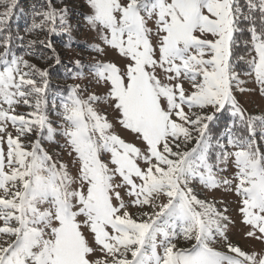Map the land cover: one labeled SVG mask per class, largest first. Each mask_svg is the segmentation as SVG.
<instances>
[{
	"label": "snow or ice",
	"instance_id": "obj_1",
	"mask_svg": "<svg viewBox=\"0 0 264 264\" xmlns=\"http://www.w3.org/2000/svg\"><path fill=\"white\" fill-rule=\"evenodd\" d=\"M83 6L0 0V264H264V0Z\"/></svg>",
	"mask_w": 264,
	"mask_h": 264
},
{
	"label": "rangeland",
	"instance_id": "obj_2",
	"mask_svg": "<svg viewBox=\"0 0 264 264\" xmlns=\"http://www.w3.org/2000/svg\"><path fill=\"white\" fill-rule=\"evenodd\" d=\"M18 3L20 5H19L17 11L14 12L13 17L10 20V27H11L12 35L14 37L15 36L23 37L21 30H19L16 26V23H17L16 18L20 15V13H22L23 8L30 10L34 4H39L40 0H18ZM70 5H71L72 12L74 14L73 18H72V23H73L74 28H75L77 21L80 20V14L82 12L86 11V8H84V6H83V0H70ZM20 27H22V26H20ZM30 36H31V38H28ZM58 36H59V38L56 41H54V43H55V46L57 47V50L61 53L63 59L67 60L69 58L79 57L83 60V62L85 64H90V63L94 62V59H95L94 55L92 53H90L86 48V45L95 43L94 33L89 31L87 28L83 27L82 25L79 28L75 29L71 33V36L76 41V43L72 47L71 50L66 49L64 47V45L69 42L68 37L65 35H58ZM25 37H27V40H36V39H42L43 38V37L38 38L35 35H27V34L25 35ZM27 40H25V41H27ZM16 43L18 44L19 42L17 41ZM16 51L19 52V47L16 48ZM32 62L38 63V64L40 63V61H37V60H33ZM43 66L44 65L41 64V67H43ZM56 69L52 70V84L54 86H56V85L63 86L65 83V81L63 79L64 70L60 68L59 71H56ZM242 103H244L247 106V97L242 98ZM251 110H253L257 113H259V111H260L259 107H257L256 104L251 105ZM117 131L122 136V138L127 139V137L124 136V133L119 132V129ZM45 147L48 148L50 153H53V154L61 153L63 160L67 161V159H68L67 155L65 153L61 152V149H60L58 144H47L46 143ZM214 195H215L217 200H220V199L227 200L230 203L231 207L233 209L235 208V200L233 197L225 196L222 192H216ZM208 198H209V200H211L212 196L209 195ZM232 215L235 216L234 211L232 212ZM230 235L233 238V242L239 243L242 247H244L247 250H251L253 248H255L256 250H259L261 247V245L259 243L252 244L245 239H241L239 226L236 229H234L230 233Z\"/></svg>",
	"mask_w": 264,
	"mask_h": 264
},
{
	"label": "trees",
	"instance_id": "obj_3",
	"mask_svg": "<svg viewBox=\"0 0 264 264\" xmlns=\"http://www.w3.org/2000/svg\"><path fill=\"white\" fill-rule=\"evenodd\" d=\"M19 5L20 4L18 3V7H19ZM17 9L15 11H17ZM31 10H32V8L30 10H27V9L23 8L22 9V13H20V15L16 18V20H17L16 26H17V28L19 30H21V32H22L23 37L25 38V40H27V37H25V35H26V28L31 24ZM19 25L22 26V27H20ZM28 38H31V36L28 37ZM58 38H59V36L57 35L53 39H54V41H56ZM19 51H20V48H19ZM55 69L56 68H54L53 70H55ZM61 69H63V68H61ZM59 70H60V68H57L56 69V71H59Z\"/></svg>",
	"mask_w": 264,
	"mask_h": 264
}]
</instances>
